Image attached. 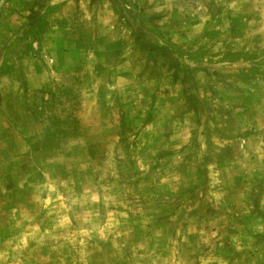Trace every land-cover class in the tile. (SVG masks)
<instances>
[{"label":"rangeland","instance_id":"obj_1","mask_svg":"<svg viewBox=\"0 0 264 264\" xmlns=\"http://www.w3.org/2000/svg\"><path fill=\"white\" fill-rule=\"evenodd\" d=\"M0 264H264V0H0Z\"/></svg>","mask_w":264,"mask_h":264},{"label":"trees","instance_id":"obj_2","mask_svg":"<svg viewBox=\"0 0 264 264\" xmlns=\"http://www.w3.org/2000/svg\"><path fill=\"white\" fill-rule=\"evenodd\" d=\"M253 71H257V63H254L253 66L251 67V69L249 70V73L250 72H253ZM248 72V71H247Z\"/></svg>","mask_w":264,"mask_h":264}]
</instances>
